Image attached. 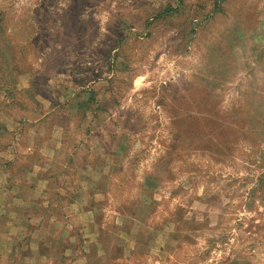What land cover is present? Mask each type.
Returning <instances> with one entry per match:
<instances>
[{
    "label": "rangeland",
    "instance_id": "1",
    "mask_svg": "<svg viewBox=\"0 0 264 264\" xmlns=\"http://www.w3.org/2000/svg\"><path fill=\"white\" fill-rule=\"evenodd\" d=\"M0 264H264V0H0Z\"/></svg>",
    "mask_w": 264,
    "mask_h": 264
}]
</instances>
